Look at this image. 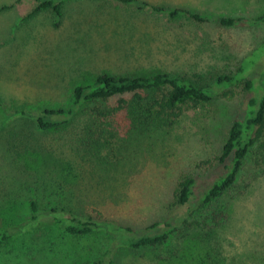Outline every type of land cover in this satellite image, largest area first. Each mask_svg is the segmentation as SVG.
I'll return each instance as SVG.
<instances>
[{
  "label": "rangeland",
  "instance_id": "rangeland-1",
  "mask_svg": "<svg viewBox=\"0 0 264 264\" xmlns=\"http://www.w3.org/2000/svg\"><path fill=\"white\" fill-rule=\"evenodd\" d=\"M145 1L188 9L210 20L197 22L183 14L171 18L163 12L124 7L111 0H66L60 17L52 10L29 16L35 0H0V126L16 118L7 117V113L18 107L37 113L43 107L68 106L74 86L91 82L100 74L168 72L207 87L219 74L233 72L256 49L248 65L255 71L248 79L260 78L264 71V53L260 57L263 51L259 48L264 23L223 26L217 18L263 15L264 0ZM254 85L258 86L257 80ZM233 89L236 96L232 99L216 96L183 106L169 125L154 116L132 121L121 110L109 117L112 137L99 130L93 110L98 106L109 110L115 99L83 103L56 134L38 132L31 119L25 127L20 124V136L27 130L37 150L75 163L81 175L68 183L66 200L30 178L32 191L14 197L16 206L8 212L7 189L14 185L11 176L16 172L15 177H20L6 162L10 160L3 153L7 141H0V224L3 221L11 228H17L18 223L32 224L31 231L37 237L39 223L28 222L31 213L26 204L33 197H38L42 206L57 205L81 218L101 215L108 222L147 233L177 220L189 208L175 202L180 181L205 175L198 163L220 154L233 120L243 116L249 98L256 94L244 83ZM75 124L85 130L74 129ZM86 148L93 151L84 154ZM25 155L30 171L34 162L29 152ZM226 205L229 218L219 228L204 229L187 221L180 226V233L172 234L162 245L121 251V264H264V176L243 195L236 187L225 192L215 209L222 212ZM58 214L69 217L68 212ZM43 218L47 220L49 215ZM156 222L159 226L152 228ZM109 234L102 228L89 239L66 237L62 239L65 249L59 253L44 248L41 235L37 251H16L15 257L11 251L18 247L9 243L0 249V264H91L110 243ZM25 235L31 242L32 236ZM22 240L18 235L11 242Z\"/></svg>",
  "mask_w": 264,
  "mask_h": 264
},
{
  "label": "trees",
  "instance_id": "trees-1",
  "mask_svg": "<svg viewBox=\"0 0 264 264\" xmlns=\"http://www.w3.org/2000/svg\"><path fill=\"white\" fill-rule=\"evenodd\" d=\"M65 1L35 0L36 4L29 16H34L37 12L43 10H52L60 17ZM111 1L124 7L163 12L171 18L183 14L197 22L210 20V18L198 12L178 7L155 5L145 0ZM217 22L223 26H233L238 22L255 25L264 23V14L248 18L222 16L217 18ZM259 48L263 51L260 54L261 57L264 53V39ZM255 51L256 49L250 55L244 57L233 72L219 74L207 87L168 72L132 76L100 74L91 82L75 85L71 92L72 101L66 107H43L37 113L18 107L7 113V117L13 115L16 118L0 126V141H7L6 151L3 153H5L6 159L10 160H6V162L12 165L15 171H19L17 173L20 177L18 179L17 176L15 177L16 172L14 176H11L14 179V185L9 186L7 189L8 199L6 203L10 201L7 207L8 211L9 208L16 206L14 203L17 200L13 199L14 197L21 195L23 192L32 191L33 187L29 183L31 182L30 178H33V182L37 185L56 190L57 197L60 200H66L69 199L66 191L68 183H72L76 177L81 175L75 163L65 162L53 152L44 155L43 152L37 150V147L32 144L30 137L32 135L27 130L24 129L22 136H20L21 134L17 130L22 126L25 127L30 119L37 123L38 132H55L56 134L63 124L70 122L75 117L76 112L83 103L107 102L115 99L116 104L109 106V110L101 106L93 110L99 130L101 132L107 131L112 137L113 132L110 127L113 123L109 117L121 110H124L127 113V118L132 121L137 122L154 116L169 125L172 122L171 120L179 116L185 105H197L216 96H222L226 99L234 98L236 92L233 88L241 83L245 84L246 89L253 90L256 93L249 98L243 116L236 117L233 120L220 154L214 159L203 160L198 163L197 166L200 172H206L205 175L207 176L191 175L180 181L175 191V202L178 205H189V208L187 213L176 218L177 220L165 223L162 228L147 233L135 230L130 226L108 222L102 219L101 215L98 217L89 215L87 218H81L57 205L42 206L38 197H33L29 198L26 203L31 213L28 222L33 221L34 223L37 221L39 224L36 229L39 230L40 234L37 237L35 236V232L31 231L32 224L28 227L27 223H18L17 228H11L2 221V224H0V249L12 243L13 247H18L17 250L12 249V256L16 251L20 254L37 251L39 249L38 245L41 244L39 236L43 235L42 237L45 238L42 243L44 248L49 247V251L59 253L65 249V242L62 239L66 237L89 239L104 228L105 231H110L111 241L104 248L102 255L93 260L91 264H121L123 260L118 257L121 251H135L143 247L162 245L172 234L180 233L182 231L180 226L187 221L204 229H216L222 226L229 218V208L226 205L225 209L221 210L222 212L217 211L215 207L219 203V198L234 187L238 190L239 195H243L256 179L264 176V71H261L259 79H248V76L255 71L254 68L252 70L248 67L249 58ZM259 61L255 64L258 65ZM255 69L258 70V66ZM254 80L258 81L256 87ZM0 107H3L1 100ZM74 129L81 132L85 130L81 124H75ZM7 135L8 138H6ZM83 145L86 146V144ZM90 151H93V149L86 148L83 153L88 154ZM26 152H29V158H32V162H34L30 171L27 170ZM1 155L3 156L2 153ZM20 155L24 158L20 159ZM31 171L34 174H29ZM39 191L42 190L39 189ZM60 211L68 212L69 217L67 219L60 217L58 214ZM45 214L49 215L47 220L43 218ZM42 218L43 223L41 222ZM159 224V222H156L151 227L154 228ZM33 229H35V226ZM42 230H46V233L42 234ZM26 233L32 236L31 242L27 240ZM52 234H54V237L50 236ZM18 235L23 240L11 242V239ZM84 243L87 245L89 240Z\"/></svg>",
  "mask_w": 264,
  "mask_h": 264
}]
</instances>
